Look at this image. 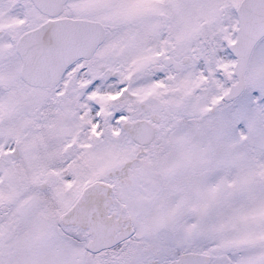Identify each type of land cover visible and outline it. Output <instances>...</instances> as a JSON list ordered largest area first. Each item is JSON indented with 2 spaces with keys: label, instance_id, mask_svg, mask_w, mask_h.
<instances>
[{
  "label": "snow or ice",
  "instance_id": "obj_1",
  "mask_svg": "<svg viewBox=\"0 0 264 264\" xmlns=\"http://www.w3.org/2000/svg\"><path fill=\"white\" fill-rule=\"evenodd\" d=\"M0 264H264V0H0Z\"/></svg>",
  "mask_w": 264,
  "mask_h": 264
}]
</instances>
